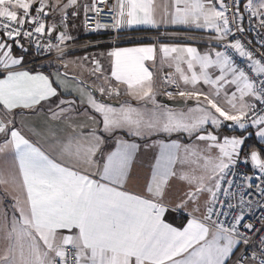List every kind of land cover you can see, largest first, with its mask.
Segmentation results:
<instances>
[{
	"label": "snow or ice",
	"instance_id": "6c2138e0",
	"mask_svg": "<svg viewBox=\"0 0 264 264\" xmlns=\"http://www.w3.org/2000/svg\"><path fill=\"white\" fill-rule=\"evenodd\" d=\"M0 264H264V0H0Z\"/></svg>",
	"mask_w": 264,
	"mask_h": 264
},
{
	"label": "built area",
	"instance_id": "2783aa9c",
	"mask_svg": "<svg viewBox=\"0 0 264 264\" xmlns=\"http://www.w3.org/2000/svg\"><path fill=\"white\" fill-rule=\"evenodd\" d=\"M97 2H99V0H97ZM98 19L100 20L101 24L103 25L106 21L110 20L111 17L105 16V15H100L98 17ZM88 23H89V27H94L95 26V21L94 20H90ZM245 27H247V23L246 22H245ZM88 34L89 35L109 34L110 38L105 39V40L100 39V40H97V41H92V40H87L86 39V40H83L81 44L88 43V42L96 44L97 42H101L100 45H102V44H110L111 45L112 38L115 36V33L111 32V31L106 32V33H88ZM150 39H152L154 41H157L158 39L160 41H173V40H180L181 38L165 36V35H161V33H158L156 35H139V34H125L124 35V34H122L121 38L119 40L115 41V43L117 45H121V44L139 42V41L150 40ZM197 39H199V37H197ZM187 42H191L192 43V41H190V40L187 41ZM77 48H79L78 45H77ZM45 60L46 59L42 60L40 58H37L35 64L38 65L39 63H41V62H43Z\"/></svg>",
	"mask_w": 264,
	"mask_h": 264
},
{
	"label": "crops",
	"instance_id": "0c3cea01",
	"mask_svg": "<svg viewBox=\"0 0 264 264\" xmlns=\"http://www.w3.org/2000/svg\"><path fill=\"white\" fill-rule=\"evenodd\" d=\"M81 20H83V16H81ZM171 30H173V29H169V31H171ZM138 31H158V32L160 31V32H164L165 29H163V28H160V29H151V28L141 27L139 29H129V30H126V31L122 32V34L125 35V34H129V33H132V32H138ZM72 35L78 37L77 42H79V41L82 42L83 40H86V39L87 40H90L89 38L91 37V35H89L88 33H86L83 30L82 27L79 28L78 30L77 29H73L72 30ZM163 42H171V41H163ZM153 43H157V41H154V40L150 39V41L148 43H141V44H153ZM188 43H191V42H188ZM138 45H140V43L139 44H122V45H118V46H121V47H132V46H138ZM109 47H111V46L107 45L106 47H101V48L100 47H98V48H91L88 51L89 52H97V51H101V50H106ZM76 53L82 55L83 54V50L82 51H79V52H76ZM41 64L44 65V69H45L44 71H46V72L52 71V68H49L47 66V60L39 63V66ZM53 67H55V65H53ZM163 98L164 99H167L163 95H161V96L158 97L159 100H162ZM121 99H127V97H121ZM113 103H115V101H113ZM132 103L135 104V101H133ZM169 219H171V217H169ZM174 223H177L178 224L179 223V220L177 219L176 221H174Z\"/></svg>",
	"mask_w": 264,
	"mask_h": 264
},
{
	"label": "trees",
	"instance_id": "16d2710c",
	"mask_svg": "<svg viewBox=\"0 0 264 264\" xmlns=\"http://www.w3.org/2000/svg\"><path fill=\"white\" fill-rule=\"evenodd\" d=\"M158 33H162V32H158V31H138V32H132V33H129V34H139V35H156ZM110 38V35L109 34H99V35H91V37L89 38L90 40L92 41H97V40H105V39H108ZM150 40H143V41H139V42H132V43H127V44H141V43H148ZM107 45L111 46L110 44H102L100 45L99 47H106ZM122 45V44H121ZM36 66H39L36 65ZM45 70V69H44Z\"/></svg>",
	"mask_w": 264,
	"mask_h": 264
},
{
	"label": "water",
	"instance_id": "95a60500",
	"mask_svg": "<svg viewBox=\"0 0 264 264\" xmlns=\"http://www.w3.org/2000/svg\"><path fill=\"white\" fill-rule=\"evenodd\" d=\"M161 101L168 103V104H173V101H168L167 99H164V98Z\"/></svg>",
	"mask_w": 264,
	"mask_h": 264
},
{
	"label": "rangeland",
	"instance_id": "374dc122",
	"mask_svg": "<svg viewBox=\"0 0 264 264\" xmlns=\"http://www.w3.org/2000/svg\"><path fill=\"white\" fill-rule=\"evenodd\" d=\"M81 43H82V42L79 41V42H77V45H79V44H81ZM90 49H91V48H90ZM79 51H82V50L79 49V48H77V49H76V52H79ZM70 58H71V57H70ZM69 71H71V69H69Z\"/></svg>",
	"mask_w": 264,
	"mask_h": 264
}]
</instances>
